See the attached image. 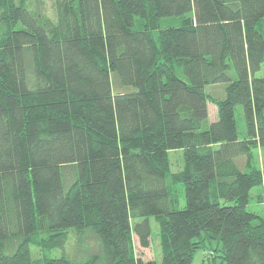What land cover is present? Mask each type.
<instances>
[{
  "label": "trees",
  "instance_id": "16d2710c",
  "mask_svg": "<svg viewBox=\"0 0 264 264\" xmlns=\"http://www.w3.org/2000/svg\"><path fill=\"white\" fill-rule=\"evenodd\" d=\"M45 1L0 0V264H158L151 218L161 264H264V0Z\"/></svg>",
  "mask_w": 264,
  "mask_h": 264
},
{
  "label": "rangeland",
  "instance_id": "374dc122",
  "mask_svg": "<svg viewBox=\"0 0 264 264\" xmlns=\"http://www.w3.org/2000/svg\"><path fill=\"white\" fill-rule=\"evenodd\" d=\"M47 8H52V1L46 0ZM257 77H264V64L262 65L260 71L256 74ZM225 86L226 84H218V85H209L206 86V92L210 94L212 97L216 99L223 100L225 98ZM209 118L207 122L204 124V128H207L215 118H217V106L209 102ZM235 116L238 122L239 129L242 130L244 127V113L242 106H237L235 109ZM255 157L256 163L262 165L264 162V154L259 150H255ZM171 158V168L173 172H178L183 168L184 160H183V151L182 150H171L169 152ZM244 160L240 161V164L243 166ZM250 194L252 196V200L248 206V209L254 212H259L264 216V203L257 202V196L262 194L264 198V186L254 187ZM185 201L183 202V205ZM151 223V246L147 249H142L139 247L138 241L136 239V249L139 256H142L146 260H155L158 264L162 263V256H161V245H160V238H159V225L155 221L154 218L150 219ZM73 244V234H71L68 238L66 248L68 249L69 246ZM217 244L213 242L212 244L208 243L206 249L199 250L195 256L192 264H221L222 260L220 258L212 257V250L215 248ZM32 252L35 254L39 253L36 251L34 247H32ZM63 251L61 249H55L52 251V257H59L61 256Z\"/></svg>",
  "mask_w": 264,
  "mask_h": 264
}]
</instances>
